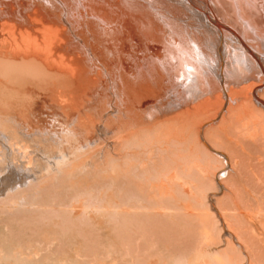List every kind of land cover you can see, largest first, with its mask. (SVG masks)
Here are the masks:
<instances>
[{
  "label": "bare ground",
  "instance_id": "6f19581e",
  "mask_svg": "<svg viewBox=\"0 0 264 264\" xmlns=\"http://www.w3.org/2000/svg\"><path fill=\"white\" fill-rule=\"evenodd\" d=\"M0 22V206L35 207L67 170L119 159L132 126L217 111L198 129L219 132L237 102L264 108V0H0Z\"/></svg>",
  "mask_w": 264,
  "mask_h": 264
},
{
  "label": "rangeland",
  "instance_id": "374dc122",
  "mask_svg": "<svg viewBox=\"0 0 264 264\" xmlns=\"http://www.w3.org/2000/svg\"><path fill=\"white\" fill-rule=\"evenodd\" d=\"M254 103L250 110L240 102L236 111L224 110L219 132L198 129L217 111L143 131L132 126L121 159L94 172L67 170L69 177L38 192L35 207L1 205L0 264H264V108ZM219 135L223 143H216ZM208 147L225 152L230 168ZM219 181L224 191L216 196ZM225 223L245 249L227 245Z\"/></svg>",
  "mask_w": 264,
  "mask_h": 264
},
{
  "label": "crops",
  "instance_id": "0c3cea01",
  "mask_svg": "<svg viewBox=\"0 0 264 264\" xmlns=\"http://www.w3.org/2000/svg\"><path fill=\"white\" fill-rule=\"evenodd\" d=\"M257 263L259 264V262L257 261Z\"/></svg>",
  "mask_w": 264,
  "mask_h": 264
}]
</instances>
